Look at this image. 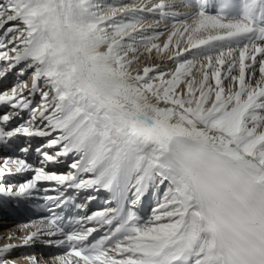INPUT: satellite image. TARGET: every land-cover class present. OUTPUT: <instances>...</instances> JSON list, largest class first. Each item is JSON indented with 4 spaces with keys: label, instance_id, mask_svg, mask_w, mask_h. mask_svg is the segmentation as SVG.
Returning <instances> with one entry per match:
<instances>
[{
    "label": "snow or ice",
    "instance_id": "1",
    "mask_svg": "<svg viewBox=\"0 0 264 264\" xmlns=\"http://www.w3.org/2000/svg\"><path fill=\"white\" fill-rule=\"evenodd\" d=\"M181 3L193 11L0 0V81L16 77L0 88V199L47 213L0 245V264L37 242L64 250L56 264H264V0ZM141 13L174 21L162 46ZM137 44L175 68L133 70ZM101 191L102 209L66 211Z\"/></svg>",
    "mask_w": 264,
    "mask_h": 264
},
{
    "label": "bare ground",
    "instance_id": "2",
    "mask_svg": "<svg viewBox=\"0 0 264 264\" xmlns=\"http://www.w3.org/2000/svg\"><path fill=\"white\" fill-rule=\"evenodd\" d=\"M151 2H154V0H102L103 4H113V5H123V4H136V5H142V4H149ZM176 3H179L178 5H182L181 0H175ZM174 11L178 12H191L193 11L190 7H184V6H177V8L173 9ZM142 23L147 26L151 25L152 29L146 32V36H157L158 33H162L158 36V39L154 40V43H158L161 46L166 41L168 34L172 31V25L174 23L171 19H160L159 22H161L162 25L159 23L155 24V21H157V17L154 15H150L147 13H141ZM165 29H167L165 31ZM138 49L137 55L139 56L138 62L134 63L132 65L133 70L139 68L142 69L144 66H151L153 64L157 65L159 63L160 59H165L167 56H160L157 53L153 52L149 54L146 49L150 47V44L147 45H136ZM175 50L173 45V51ZM18 71V69H17ZM197 79L200 78V73L195 72ZM258 78V77H257ZM21 80L28 79L30 83V76L20 77ZM13 80V81H12ZM16 77L15 74H11L7 77L6 80H3L0 82V88L8 87L10 88L11 85L15 82ZM12 155L8 151H0V157ZM12 179H21V177H15ZM166 186H163L161 192L158 194L159 198L162 199L163 192L165 190ZM30 231L29 229L24 230L23 225L17 226L14 225V222L11 218H5L3 220H0V237H6L9 234L15 235L17 239L15 240H8V239H0V245L6 244V243H20V237L27 234V232ZM40 245H43V243L37 242L34 246L31 247H20L14 250L12 253L13 257L16 258L19 261V264H27V257L35 255L38 260L40 261V264H49L48 260L49 257V251L43 248H39Z\"/></svg>",
    "mask_w": 264,
    "mask_h": 264
},
{
    "label": "rangeland",
    "instance_id": "3",
    "mask_svg": "<svg viewBox=\"0 0 264 264\" xmlns=\"http://www.w3.org/2000/svg\"><path fill=\"white\" fill-rule=\"evenodd\" d=\"M156 22H157V21H155V24H157ZM159 24L162 25L161 22H159ZM157 65L161 66V68H162L163 70H165V71H168V70H170V69H174V68H175V63L169 61L168 58L160 59V61H159V63H157ZM12 81H13V80H12Z\"/></svg>",
    "mask_w": 264,
    "mask_h": 264
}]
</instances>
